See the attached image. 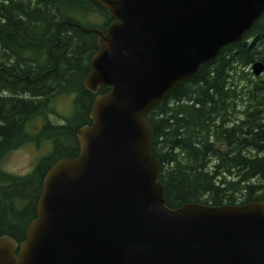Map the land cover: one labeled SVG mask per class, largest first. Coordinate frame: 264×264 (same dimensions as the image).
<instances>
[{"label": "water", "instance_id": "obj_1", "mask_svg": "<svg viewBox=\"0 0 264 264\" xmlns=\"http://www.w3.org/2000/svg\"><path fill=\"white\" fill-rule=\"evenodd\" d=\"M95 1L114 22L89 27L90 123L76 130L77 153L43 174L23 238L0 235V264H264L263 201L165 205L145 117L240 40L264 0Z\"/></svg>", "mask_w": 264, "mask_h": 264}, {"label": "trees", "instance_id": "obj_2", "mask_svg": "<svg viewBox=\"0 0 264 264\" xmlns=\"http://www.w3.org/2000/svg\"><path fill=\"white\" fill-rule=\"evenodd\" d=\"M110 19L94 0H0V159L25 142H50L25 174L0 172V234L17 242L43 174L54 159L75 155L76 130L89 122L92 94L81 79L96 47L81 27L104 30ZM254 60L264 64V10L147 112L168 207L264 202V73L252 76ZM65 94L74 96L61 123L30 127Z\"/></svg>", "mask_w": 264, "mask_h": 264}, {"label": "rangeland", "instance_id": "obj_3", "mask_svg": "<svg viewBox=\"0 0 264 264\" xmlns=\"http://www.w3.org/2000/svg\"><path fill=\"white\" fill-rule=\"evenodd\" d=\"M71 99V94H65L57 95L50 101L54 113H48L47 116L51 122H62L63 115H67L71 110ZM41 117H35L30 123V127L34 128L38 123L40 124L42 122ZM49 148L50 143L46 140L37 145L25 142L4 155L0 159V166L14 174L25 173L32 167L34 160L46 153Z\"/></svg>", "mask_w": 264, "mask_h": 264}, {"label": "bare ground", "instance_id": "obj_4", "mask_svg": "<svg viewBox=\"0 0 264 264\" xmlns=\"http://www.w3.org/2000/svg\"><path fill=\"white\" fill-rule=\"evenodd\" d=\"M108 14V13H107ZM110 17V16H109ZM111 18V17H110ZM112 22H114V20L111 18L110 20H109V22H108V24H111ZM81 29L83 30V31H85V32H87V33H91V34H93V36H94V42H95V34L92 32V31H90L89 30V27H85V26H82L81 27ZM95 47H96V43H95ZM95 50H96V48H95ZM95 52V51H94ZM93 52V53H94ZM92 53V54H93ZM91 54V55H92ZM91 55H90V57H91ZM90 57H89V59H90ZM258 61L257 60H254L252 63H251V65L249 66V67H251L252 68V64L253 63H257ZM261 62V61H260ZM261 65H262V67H261V69L257 72V73H255V72H253V70H252V72H251V74H252V76H261V75H263V73H264V64L261 62ZM88 69H89V60H88ZM88 71V70H87ZM81 83H82V79H81ZM42 115H37L36 117H41ZM47 117L45 116V115H43L40 119L42 120V121H44L45 119H46ZM76 141V140H75ZM76 145H77V141H76ZM78 146V145H77ZM0 172H4V173H11V172H8L7 170H5V169H3L1 166H0ZM43 177V176H42ZM42 180V179H41ZM36 202H37V198H36V200H35V205H34V211H35V207H36ZM4 234V233H3ZM1 235V234H0ZM6 235H8V234H6ZM9 236V235H8Z\"/></svg>", "mask_w": 264, "mask_h": 264}]
</instances>
